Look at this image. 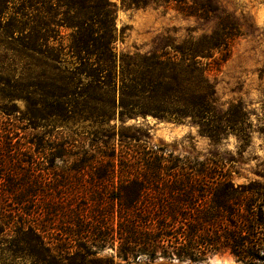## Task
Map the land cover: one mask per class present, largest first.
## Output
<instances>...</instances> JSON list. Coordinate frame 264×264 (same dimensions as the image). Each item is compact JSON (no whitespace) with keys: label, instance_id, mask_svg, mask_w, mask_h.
Wrapping results in <instances>:
<instances>
[{"label":"trees","instance_id":"obj_1","mask_svg":"<svg viewBox=\"0 0 264 264\" xmlns=\"http://www.w3.org/2000/svg\"><path fill=\"white\" fill-rule=\"evenodd\" d=\"M10 3L0 2V27L27 52L51 62L47 66L52 71L41 73L44 117L66 123L56 130L53 155L72 160L68 168L57 169L59 204L66 207L56 210V235L49 234L34 209H23L25 216L18 221L0 215L1 230V225L15 227L24 235L37 258L34 264H154L158 258L198 263L218 254H229L240 264H264L262 182L236 183L232 170L215 156L197 166L132 134L121 133L117 141L109 125L117 114L121 120L151 114L190 119L212 140L228 132L237 121L235 108L216 109L209 73L230 55V42L238 33L234 19L220 58L209 44L179 51L191 68L179 78L162 70L167 60L179 58L166 48L145 55L152 61L146 71L129 68L127 55L116 49L114 0H21L22 11L7 14ZM121 3L134 8L163 3L186 15L210 11L197 0ZM181 87L187 91L175 94ZM90 117L99 127L91 136L68 124ZM2 130L0 148L10 139ZM238 131L246 139V128ZM84 174L91 178L89 192L81 189ZM28 191L24 198L33 194ZM75 197L84 200L79 207L68 204ZM108 248L115 254L99 257Z\"/></svg>","mask_w":264,"mask_h":264},{"label":"rangeland","instance_id":"obj_2","mask_svg":"<svg viewBox=\"0 0 264 264\" xmlns=\"http://www.w3.org/2000/svg\"><path fill=\"white\" fill-rule=\"evenodd\" d=\"M10 1L7 14L20 13L21 0ZM114 1L118 6L117 52L127 55L129 68L138 71H146L152 63L145 55L166 48L172 57L179 58L167 60L162 70L181 78L191 70L181 60L182 48L209 44L214 48V56L220 58L222 42L233 32L231 18L238 30L230 42L229 57L220 60L209 73L215 87L216 109L222 112L230 106L235 108L233 118L237 121L228 132L212 140L201 134L190 119L176 121L147 114L121 120L117 114L109 122L117 141L121 133L132 134L149 145L161 147L166 155L197 166L198 161L215 156L225 161L224 169L232 170L236 183L258 180L264 184V0H197L209 5L205 16L186 15L163 3L134 8L124 6L121 0ZM222 17L225 19L220 23ZM68 32L62 30L66 35ZM49 63L46 57L27 52L0 27V129L10 138L4 139L0 148V215L18 221L25 216L23 209H34L49 234L56 235L60 221L56 210L66 207L59 204L57 169L68 168L72 160L61 161L53 155L56 130L66 123L56 117H44L41 73L45 69L52 71ZM186 91L181 87L174 93L182 95ZM96 120L92 117L68 124L91 136L99 129ZM239 126L246 128L248 136L244 140L239 137ZM90 179L88 174L83 175L86 186L81 189H92ZM28 190L36 195L24 198ZM83 201L75 197L68 204L79 207ZM1 226L0 264H34L37 258L23 241L24 235L15 227ZM113 254L115 250L108 248L99 257L110 258ZM115 261L119 259L115 257ZM154 264L240 263L229 254H218L198 263L158 258Z\"/></svg>","mask_w":264,"mask_h":264}]
</instances>
